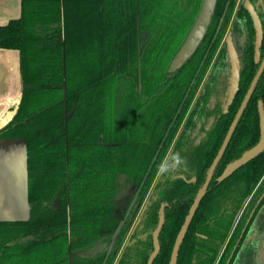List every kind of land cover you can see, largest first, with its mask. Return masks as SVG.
<instances>
[{"label":"trees","instance_id":"1","mask_svg":"<svg viewBox=\"0 0 264 264\" xmlns=\"http://www.w3.org/2000/svg\"><path fill=\"white\" fill-rule=\"evenodd\" d=\"M250 1L264 33V0ZM21 5V17L0 26V48L20 52L23 82L17 111L0 128V140L26 142L29 217L0 221V264H148L161 211L165 224L153 264H169L260 67L249 12L243 4L235 12L236 0H217L198 49L171 72L202 0H22ZM228 33L241 78L226 113L231 66L221 42ZM260 53L264 57V34ZM260 102L264 73L177 264H264V152L219 181L227 166L264 141ZM121 177L136 191L119 211Z\"/></svg>","mask_w":264,"mask_h":264},{"label":"water","instance_id":"2","mask_svg":"<svg viewBox=\"0 0 264 264\" xmlns=\"http://www.w3.org/2000/svg\"><path fill=\"white\" fill-rule=\"evenodd\" d=\"M216 4H217V0H202V6H201V11L197 17V20L195 22L194 27L192 28V30L190 31L189 35L187 36L184 44L182 45L181 49L179 50L177 56L175 57V59L173 60L171 67H170V71L171 72H175L177 70H180L184 64L194 55V53L196 52V50L198 49L199 45L201 44V42L203 41L206 32L210 26L213 14L215 12L216 9ZM245 8L247 9V11L249 12L251 19L253 21V25L255 28V32H256V44H255V59L257 63H260V67L259 70L250 86V89L248 90V93L229 129V132L223 142V145L218 153V155L216 156L215 160L213 161L206 181L204 183V185L202 186V188L200 189V191L198 192L191 208L190 211L185 219V222L177 236L174 248H173V252L171 255V260L169 264H177L178 262V258H179V252H180V248L184 242V239L186 237V234L189 230V227L195 217V214L198 210V208L200 207V204L203 200V198L206 195V192L209 189L210 183L213 179L214 176V172L218 166V164L220 163L221 159L223 158L230 142L231 139L238 127V124L240 122V120L242 119V116L255 92V89L258 85V82L261 78V76L264 73V58H262V55L260 53V49L263 43V25H262V21L257 13V11L255 10L254 6L252 5V3L247 0L245 2ZM221 26H222V22L218 28V33L221 30ZM216 35V36H217ZM226 44H227V51H228V55H229V60H230V66H231V79H230V89H229V93H228V99H227V103L225 106V112L227 113L230 109V107L232 106V104L235 101V98L239 92V85H240V78H241V64H240V59H239V55L238 52L236 50L235 44H234V40H233V36L232 33H229L227 38H226ZM20 102V100H19ZM19 105V104H18ZM18 108V106H17ZM17 111V110H16ZM16 113V112H15ZM14 113V114H15ZM259 114H260V126H261V133L262 136L264 138V103L260 102L259 103ZM8 124V123H7ZM6 124V125H7ZM5 126V125H4ZM1 126L0 128L4 127ZM264 152V141L259 144L258 146L252 148L251 150L247 151L239 160H237L236 162H234L233 164H230L229 166H227V168L224 170L223 174L221 175V177L219 178L220 182L225 181L226 179H228L232 174H234L237 170H239L241 167L247 165L250 161L254 160L255 158H257L260 154H262ZM144 185V182L141 184L140 189L137 191L129 209L128 212L125 216V219L122 220V222L120 223V226L118 228V230L116 231V233L114 234L113 240H112V244L110 245L109 248V253L108 255H110L111 251L113 250L125 224H126V220L128 219L129 215L131 214L138 198L139 195L141 193L142 187ZM165 224V215L164 212L161 211L159 214V223L158 226L156 228V230L153 233V245H154V250L152 252V254L150 255L148 264H153L155 259L158 257L160 250H161V246H160V234L161 231L164 227Z\"/></svg>","mask_w":264,"mask_h":264},{"label":"crops","instance_id":"3","mask_svg":"<svg viewBox=\"0 0 264 264\" xmlns=\"http://www.w3.org/2000/svg\"><path fill=\"white\" fill-rule=\"evenodd\" d=\"M22 0H0V26L19 19ZM17 50L0 48V127L9 123L23 92ZM29 217L27 199L26 142L0 140V221H19Z\"/></svg>","mask_w":264,"mask_h":264},{"label":"rangeland","instance_id":"4","mask_svg":"<svg viewBox=\"0 0 264 264\" xmlns=\"http://www.w3.org/2000/svg\"><path fill=\"white\" fill-rule=\"evenodd\" d=\"M241 2H242V0H237L236 7H235V12L239 8V5H240ZM229 27H230V25H229ZM229 27L227 29L228 31H229ZM226 37H224V39L222 40L221 44L223 43V41L225 43ZM135 191H136V186L132 182H130L129 180H127L124 177L120 178L119 186H118L117 199H116L119 211L129 205V202L131 201L132 196H133Z\"/></svg>","mask_w":264,"mask_h":264},{"label":"flooded vegetation","instance_id":"5","mask_svg":"<svg viewBox=\"0 0 264 264\" xmlns=\"http://www.w3.org/2000/svg\"><path fill=\"white\" fill-rule=\"evenodd\" d=\"M247 0H242V2L240 3V5H239V7L241 6V4H243V6H244V8H245V2H246ZM250 1V0H249ZM251 2V1H250ZM236 3H237V0H236ZM253 5V4H252ZM254 6V5H253ZM255 8V7H254ZM239 9V8H238ZM237 9V10H238ZM246 9V8H245ZM247 10V9H246ZM256 10V9H255ZM258 13V12H257ZM250 15V14H249ZM260 17V16H259ZM223 20H224V17H223V19H222V24H223ZM221 24V23H220ZM222 27V26H221ZM229 34V33H228ZM228 36V35H227ZM217 37V36H216ZM227 38V37H226ZM225 42H226V40H225ZM262 58H264V57H262ZM109 256V255H108Z\"/></svg>","mask_w":264,"mask_h":264},{"label":"clouds","instance_id":"6","mask_svg":"<svg viewBox=\"0 0 264 264\" xmlns=\"http://www.w3.org/2000/svg\"><path fill=\"white\" fill-rule=\"evenodd\" d=\"M162 171H163V169H162Z\"/></svg>","mask_w":264,"mask_h":264}]
</instances>
